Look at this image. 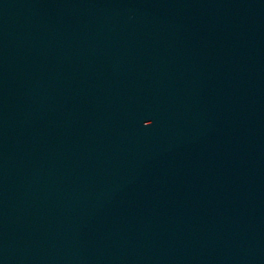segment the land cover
<instances>
[{
  "label": "water",
  "instance_id": "water-1",
  "mask_svg": "<svg viewBox=\"0 0 264 264\" xmlns=\"http://www.w3.org/2000/svg\"><path fill=\"white\" fill-rule=\"evenodd\" d=\"M0 264H264V0H0Z\"/></svg>",
  "mask_w": 264,
  "mask_h": 264
}]
</instances>
